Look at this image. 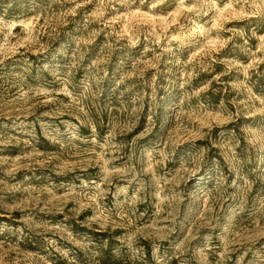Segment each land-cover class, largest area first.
<instances>
[{
	"label": "rangeland",
	"instance_id": "obj_1",
	"mask_svg": "<svg viewBox=\"0 0 264 264\" xmlns=\"http://www.w3.org/2000/svg\"><path fill=\"white\" fill-rule=\"evenodd\" d=\"M18 2L0 264H264V0Z\"/></svg>",
	"mask_w": 264,
	"mask_h": 264
},
{
	"label": "trees",
	"instance_id": "obj_2",
	"mask_svg": "<svg viewBox=\"0 0 264 264\" xmlns=\"http://www.w3.org/2000/svg\"><path fill=\"white\" fill-rule=\"evenodd\" d=\"M19 0H0V5H5L8 7V10H10L12 13L18 11V6L20 5ZM9 5V6H8ZM212 101V99L210 100ZM215 101V99H214Z\"/></svg>",
	"mask_w": 264,
	"mask_h": 264
}]
</instances>
